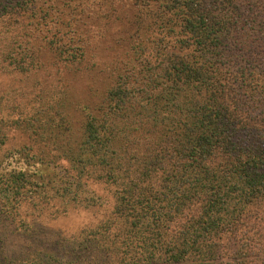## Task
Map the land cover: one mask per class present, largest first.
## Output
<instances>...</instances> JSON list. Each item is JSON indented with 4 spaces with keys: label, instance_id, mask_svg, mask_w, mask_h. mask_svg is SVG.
<instances>
[{
    "label": "trees",
    "instance_id": "obj_1",
    "mask_svg": "<svg viewBox=\"0 0 264 264\" xmlns=\"http://www.w3.org/2000/svg\"><path fill=\"white\" fill-rule=\"evenodd\" d=\"M133 4L102 90L73 103L88 61L75 8L0 0V68L57 73L21 99L0 86V218L23 232L108 200L95 224L16 256L0 234V258L264 264V0Z\"/></svg>",
    "mask_w": 264,
    "mask_h": 264
},
{
    "label": "rangeland",
    "instance_id": "obj_2",
    "mask_svg": "<svg viewBox=\"0 0 264 264\" xmlns=\"http://www.w3.org/2000/svg\"><path fill=\"white\" fill-rule=\"evenodd\" d=\"M39 4L44 1L54 6L56 10L61 8L63 13L66 9L75 8L74 12L78 18L75 23L77 34H82L87 47V68L81 75L76 74L72 78L71 98L84 100L93 91L102 90L104 80H106L105 65L112 64L116 53L126 47V38L132 28L131 19L137 10L134 0H36ZM65 10V11H64ZM142 12V11H141ZM144 15V14H143ZM2 34H0V46L2 45ZM42 59L48 63L47 52L42 53ZM9 68H7L8 70ZM41 77L46 82H51L57 77V73L49 65L45 69L34 73H19L16 71H4L0 68V86L15 98L21 99L22 92H30L33 89L35 79ZM33 93V92H32ZM15 140H10L9 144H14ZM102 205L93 208H72L69 212L56 219L40 218L35 221L34 226L18 231L13 224L0 218V234H5L4 240L8 247L14 250V255L21 251V247L29 244L36 235L42 238H72L84 225L95 224L99 218L106 214L108 210V200L104 193H101ZM35 227V229L33 228ZM6 231L8 233H6ZM32 235V236H31ZM34 237V238H33ZM29 247V246H28ZM0 264H5L0 258Z\"/></svg>",
    "mask_w": 264,
    "mask_h": 264
}]
</instances>
